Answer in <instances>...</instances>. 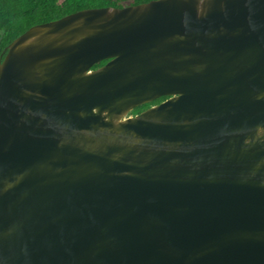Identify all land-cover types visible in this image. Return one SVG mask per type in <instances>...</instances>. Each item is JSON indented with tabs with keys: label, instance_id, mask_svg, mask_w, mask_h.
<instances>
[{
	"label": "water",
	"instance_id": "obj_1",
	"mask_svg": "<svg viewBox=\"0 0 264 264\" xmlns=\"http://www.w3.org/2000/svg\"><path fill=\"white\" fill-rule=\"evenodd\" d=\"M0 264H264V0L90 8L13 40Z\"/></svg>",
	"mask_w": 264,
	"mask_h": 264
},
{
	"label": "trees",
	"instance_id": "obj_2",
	"mask_svg": "<svg viewBox=\"0 0 264 264\" xmlns=\"http://www.w3.org/2000/svg\"><path fill=\"white\" fill-rule=\"evenodd\" d=\"M148 1L151 0H0V60L5 56L7 46L34 25L54 21L84 9L121 8ZM108 61H101L94 65L92 70L105 65ZM166 98L163 96L152 103L138 106L130 114H139Z\"/></svg>",
	"mask_w": 264,
	"mask_h": 264
},
{
	"label": "flooded vegetation",
	"instance_id": "obj_3",
	"mask_svg": "<svg viewBox=\"0 0 264 264\" xmlns=\"http://www.w3.org/2000/svg\"><path fill=\"white\" fill-rule=\"evenodd\" d=\"M166 97H167V98H166L165 100H167V99L169 98L168 96H166ZM160 98H161V97H160ZM165 100H164V101H165ZM162 102H163V101H162ZM162 102H161V103H162ZM150 103H152V102H150ZM159 104H160V103H159ZM155 105H158V104H153V105H151L150 107L155 106ZM150 107H149V108H150ZM147 109H148V108H147ZM145 110H146V109H145ZM143 111H144V110H143ZM143 111H142V112H143ZM131 112H132V111H131ZM131 112H130V113H131ZM130 113H129V116H135V115H131ZM139 114H140V113H139ZM136 115H137V114H136Z\"/></svg>",
	"mask_w": 264,
	"mask_h": 264
}]
</instances>
